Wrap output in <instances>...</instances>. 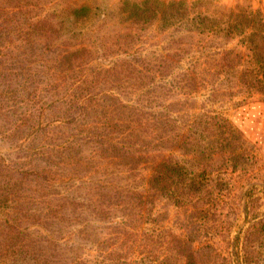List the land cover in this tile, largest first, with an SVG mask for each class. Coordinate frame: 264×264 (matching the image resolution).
<instances>
[{
	"label": "rangeland",
	"instance_id": "1",
	"mask_svg": "<svg viewBox=\"0 0 264 264\" xmlns=\"http://www.w3.org/2000/svg\"><path fill=\"white\" fill-rule=\"evenodd\" d=\"M16 76L46 104L50 90L125 103L131 150L82 145L71 180L0 196V260L15 250L48 264H264L256 0H0V91ZM5 105L0 157L29 162L45 143L11 132Z\"/></svg>",
	"mask_w": 264,
	"mask_h": 264
},
{
	"label": "trees",
	"instance_id": "2",
	"mask_svg": "<svg viewBox=\"0 0 264 264\" xmlns=\"http://www.w3.org/2000/svg\"><path fill=\"white\" fill-rule=\"evenodd\" d=\"M13 83L17 84V88L11 86ZM31 83L32 79L29 76L22 79L16 76L3 82L0 104L6 105L1 109H4L2 113L7 116L4 120L11 126V132H29L33 136V142L45 144L31 146L33 152L30 161L26 163L8 162L3 156L0 157V196H6L10 191L8 193L12 197L11 191L32 184L40 188L43 185L58 188L64 181L71 180L76 170L80 168L82 162L80 157L74 160V172L68 173L65 168L82 145L92 146L100 157H106L101 153L103 144L108 145V149L112 152L119 146L124 149L123 155H128L131 149L125 139L129 134L118 128V124L128 120L122 115L124 108L122 104L125 103H116V99H111V95L104 93L98 96L74 90L71 93L61 94L56 90H50L52 93L47 94V97L52 104H46V99H41L39 96V99H35L33 97L36 95L30 96L27 93ZM8 104L15 109L12 110ZM104 110L108 112L107 117L97 120L94 114ZM10 116L14 118L10 120ZM109 118L115 119L116 122H112ZM73 128L77 133L73 134L69 131ZM109 157L113 159L119 156L113 153ZM85 167L91 166L87 163ZM169 168L173 170L174 166ZM14 255H17L15 250L3 258L4 260H0V264H48L45 254L33 256L24 254L18 257Z\"/></svg>",
	"mask_w": 264,
	"mask_h": 264
},
{
	"label": "crops",
	"instance_id": "3",
	"mask_svg": "<svg viewBox=\"0 0 264 264\" xmlns=\"http://www.w3.org/2000/svg\"><path fill=\"white\" fill-rule=\"evenodd\" d=\"M259 5L261 6V8L264 10V0H256Z\"/></svg>",
	"mask_w": 264,
	"mask_h": 264
}]
</instances>
